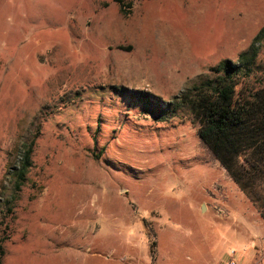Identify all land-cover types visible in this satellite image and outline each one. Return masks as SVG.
<instances>
[{"label":"rangeland","instance_id":"1","mask_svg":"<svg viewBox=\"0 0 264 264\" xmlns=\"http://www.w3.org/2000/svg\"><path fill=\"white\" fill-rule=\"evenodd\" d=\"M263 25L264 0H0V264H264V220L166 108Z\"/></svg>","mask_w":264,"mask_h":264},{"label":"trees","instance_id":"2","mask_svg":"<svg viewBox=\"0 0 264 264\" xmlns=\"http://www.w3.org/2000/svg\"><path fill=\"white\" fill-rule=\"evenodd\" d=\"M262 42L264 25L236 62L220 61L166 108L188 112L200 141L264 220V75L251 81ZM32 149L33 142L23 151L16 190L31 166Z\"/></svg>","mask_w":264,"mask_h":264},{"label":"built area","instance_id":"3","mask_svg":"<svg viewBox=\"0 0 264 264\" xmlns=\"http://www.w3.org/2000/svg\"><path fill=\"white\" fill-rule=\"evenodd\" d=\"M227 264H237L236 260H234V251L233 250L230 251V259H229Z\"/></svg>","mask_w":264,"mask_h":264},{"label":"water","instance_id":"4","mask_svg":"<svg viewBox=\"0 0 264 264\" xmlns=\"http://www.w3.org/2000/svg\"><path fill=\"white\" fill-rule=\"evenodd\" d=\"M204 208V207H203Z\"/></svg>","mask_w":264,"mask_h":264}]
</instances>
